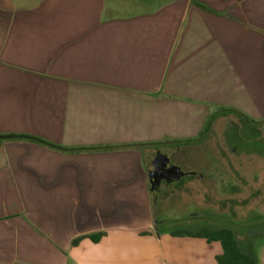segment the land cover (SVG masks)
<instances>
[{"label":"crops","instance_id":"obj_1","mask_svg":"<svg viewBox=\"0 0 264 264\" xmlns=\"http://www.w3.org/2000/svg\"><path fill=\"white\" fill-rule=\"evenodd\" d=\"M226 115L264 168V0H0V264H219L176 233L222 227L264 264L259 221L161 228L150 186L144 147Z\"/></svg>","mask_w":264,"mask_h":264},{"label":"rangeland","instance_id":"obj_2","mask_svg":"<svg viewBox=\"0 0 264 264\" xmlns=\"http://www.w3.org/2000/svg\"><path fill=\"white\" fill-rule=\"evenodd\" d=\"M211 124H214V130L207 133L204 141L200 138L189 144L162 143L142 149L144 159L150 155L160 158L163 164L182 176L172 185L171 193L157 195L161 228L177 229L186 224L205 222L214 226L221 207L235 208V212L225 213L224 220L229 221L231 216L235 220L229 222L239 227L247 219L259 221L247 233L248 237L264 241V221L261 220L264 215L262 211L256 212L264 207V168L262 160L255 154L262 149V144L255 140V129L235 115L220 116ZM219 172L225 177L223 195L217 179L208 181ZM196 176L204 179H196ZM186 187L191 195H185ZM221 197L224 198L222 202Z\"/></svg>","mask_w":264,"mask_h":264},{"label":"trees","instance_id":"obj_3","mask_svg":"<svg viewBox=\"0 0 264 264\" xmlns=\"http://www.w3.org/2000/svg\"><path fill=\"white\" fill-rule=\"evenodd\" d=\"M176 234L203 236L208 240L220 241L223 254L217 259L219 264H255L254 256L244 250V246L238 243L234 231L230 228H202L195 233L178 232Z\"/></svg>","mask_w":264,"mask_h":264},{"label":"flooded vegetation","instance_id":"obj_4","mask_svg":"<svg viewBox=\"0 0 264 264\" xmlns=\"http://www.w3.org/2000/svg\"><path fill=\"white\" fill-rule=\"evenodd\" d=\"M160 163L161 169L156 171V173L154 172L155 174L152 175L151 180L149 179L150 186L153 189L152 193L155 197H157V195H162L165 192L171 193L172 185L177 183L175 178L177 172H174V170L167 164H163L161 161Z\"/></svg>","mask_w":264,"mask_h":264},{"label":"water","instance_id":"obj_5","mask_svg":"<svg viewBox=\"0 0 264 264\" xmlns=\"http://www.w3.org/2000/svg\"><path fill=\"white\" fill-rule=\"evenodd\" d=\"M160 161H161L160 159L152 157L151 155L145 159V166H146V170H147L150 180H151L152 175H154L156 171L161 169ZM178 177L179 175L176 174L175 178L178 179Z\"/></svg>","mask_w":264,"mask_h":264}]
</instances>
